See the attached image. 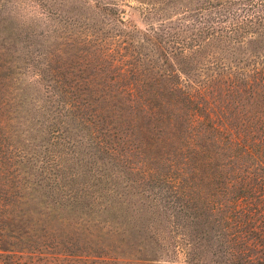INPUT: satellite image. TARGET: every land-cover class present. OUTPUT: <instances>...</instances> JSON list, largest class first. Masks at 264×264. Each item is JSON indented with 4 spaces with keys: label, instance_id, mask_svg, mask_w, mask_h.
<instances>
[{
    "label": "trees",
    "instance_id": "1",
    "mask_svg": "<svg viewBox=\"0 0 264 264\" xmlns=\"http://www.w3.org/2000/svg\"><path fill=\"white\" fill-rule=\"evenodd\" d=\"M123 1L46 7L33 147L14 173L0 149V264H264V6L137 0L139 28ZM1 20L11 66L36 32Z\"/></svg>",
    "mask_w": 264,
    "mask_h": 264
},
{
    "label": "rangeland",
    "instance_id": "2",
    "mask_svg": "<svg viewBox=\"0 0 264 264\" xmlns=\"http://www.w3.org/2000/svg\"><path fill=\"white\" fill-rule=\"evenodd\" d=\"M235 1V0H234ZM245 6V17H252V11L257 10L259 15H262L261 9L264 6V0H240ZM70 0L64 4V0H10L9 3L0 0V21L2 18H8L16 21L21 25L23 34L26 32L31 34L36 32L31 37L30 44L28 47H24V43H18L16 51L12 55L13 62L10 65L4 64L5 66L0 67V79L5 86L0 84V92L4 95L5 111H3V118H5L2 128H0V149L1 154L4 155L2 159L3 166L6 164L9 171L13 173L19 168L20 155L22 148L33 147V118L35 116L34 101L38 97L39 86L37 85V73L39 68L42 67L44 61L43 55L47 49L50 48L56 41L54 35L57 32H51L52 27L46 24L45 13L46 7L56 8L58 11L66 10L69 6ZM4 4V5H3ZM46 6H43V5ZM119 6L124 9V13H120V17L126 18L130 22L134 23L139 28H144L148 21H157V17L152 16V20H148L147 16L144 15L143 6L138 3L137 0H124L120 2ZM255 7V8H254ZM179 11V10H178ZM260 11V12H259ZM172 15V14H170ZM18 20H24L19 22ZM7 23V22H6ZM2 24V22H0ZM39 32H46L47 35H38ZM51 33V34H49ZM44 34V33H43ZM245 38H249V34H245ZM55 40V41H54ZM259 43H253V48H258ZM251 47V46H250ZM7 55H2L1 59ZM17 57V58H15ZM11 58V55L9 56ZM11 61V59H10ZM1 63V60H0ZM9 67V68H7ZM11 67V68H10ZM8 73V74H4ZM5 75V76H2ZM26 99H22V98ZM7 109V110H6ZM39 257L28 256L27 254H21L17 249L12 251H6L2 255L3 264H76L71 263L67 260H38ZM180 259L175 261H169L168 258L163 257L161 261L153 264H184L185 262L179 256ZM98 261V258H94ZM95 261L80 262V264H105L98 263ZM107 264H143L137 261L127 262H112Z\"/></svg>",
    "mask_w": 264,
    "mask_h": 264
}]
</instances>
